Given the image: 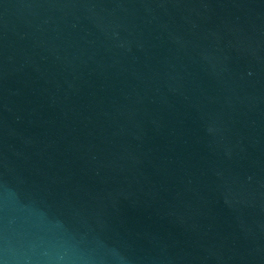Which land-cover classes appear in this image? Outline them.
<instances>
[{
	"label": "water",
	"instance_id": "95a60500",
	"mask_svg": "<svg viewBox=\"0 0 264 264\" xmlns=\"http://www.w3.org/2000/svg\"><path fill=\"white\" fill-rule=\"evenodd\" d=\"M0 264H264V0H0Z\"/></svg>",
	"mask_w": 264,
	"mask_h": 264
}]
</instances>
